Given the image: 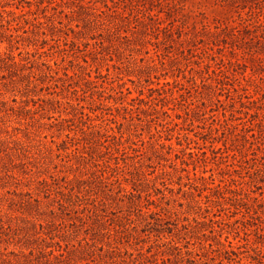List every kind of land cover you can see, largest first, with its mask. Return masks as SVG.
Instances as JSON below:
<instances>
[{
    "label": "trees",
    "instance_id": "1",
    "mask_svg": "<svg viewBox=\"0 0 264 264\" xmlns=\"http://www.w3.org/2000/svg\"><path fill=\"white\" fill-rule=\"evenodd\" d=\"M204 1L210 2L211 0L194 2L199 9L198 13L206 17L202 9ZM215 1L217 3L222 1L225 4L221 10V18L214 19L219 26L215 24L214 27L209 22L200 21L209 36L216 39V41H211L212 45H208L205 53L212 55L216 50L214 47L220 46L218 43L220 33L213 31V28L230 29L236 31L234 32L236 37L252 40L257 38L255 35L257 28L260 27L264 31V21L260 16L254 17L255 11L252 9L244 15L239 10L243 7H236L234 1ZM98 2L105 9L97 8ZM111 2L113 3L112 6L106 0H0V174L15 178L17 172L16 178L23 176L27 180L24 182L21 180V183L15 187L23 186L29 189L21 192H18L17 189L7 191L5 197L0 194V237L5 236L4 241L8 245L13 244L20 247L18 254L11 253V255H22L27 259L36 253L39 255L47 254L55 258V260L49 261L50 263H56L59 258H62L63 261L70 263L74 261L75 264H90L93 261L91 257L83 255H91L90 252L93 251L96 240L103 242V239L94 236L84 237L73 244H71L72 239L71 241L61 239L65 243L63 246L61 240L57 241L56 239L62 238L61 236L67 238L73 236L69 230H66L64 223H47L45 226L36 220L38 215L45 216L43 218L46 219L58 216L49 204L46 206L48 211L40 212L42 204L40 194L44 198H50L51 195H54L62 207H66L65 205L68 204L76 213L81 214V216L77 215L78 218L91 219L92 214L97 210L96 201L92 199L94 203L86 202L89 201L92 194L88 198H85V195L94 191V187L97 186L94 183L98 181L103 185V189L100 190L102 192L100 200L104 201V205L117 207L120 209L119 212L124 207L128 208L127 213L124 214L123 212L116 216L117 220L113 233L108 234L109 238H114L115 243L121 244L122 239L126 236L128 241L139 240L137 239L139 236L131 233L133 222L138 220L139 223H142V219L139 217L138 219L132 217L137 212L140 213V216L145 217L146 225L151 224L148 217L161 212V210L171 213L177 218L189 214L192 219L190 220L185 215L187 223H183L182 228L178 231L183 229L185 235L194 236L204 231L198 225L207 223L205 220L199 219L200 211L209 214V216L203 215L202 218L214 223L210 214L219 216L215 215L214 207L221 206L222 210H230L231 208L224 206L231 205L234 209L244 208V211H239L242 213L243 219L225 224L233 228L236 223L244 222L242 224L245 227L246 236L243 238L235 236L234 240L240 239L234 244L232 240H229V236H226L223 241L221 239L222 233L219 234V238L214 235L212 237L215 240L214 243L209 242L207 244L209 249L202 254L207 255V259L227 258L230 262L235 260L232 258L234 255L238 258L236 260L238 264H251L250 262L243 263V258L239 257L242 255L240 249L248 247L254 252V254L248 255H264V229L255 227V238H251V233L246 232L247 224H245L246 222L249 224V217L252 218L251 209L264 206L263 192L260 196H255L252 189L245 188V185H251L250 182H244L243 178L236 179L230 172L227 178L220 180V183H216V179L213 178V182L206 184L207 178L198 174L194 163H191L194 165L193 178H191V170L188 168L190 163L181 157V154L184 156L187 154L185 149L183 147L175 148L171 143L167 144V140H170L169 136L174 132L170 125L173 123L174 126L182 128L180 130L183 132H178L176 135L179 146H183L180 140L193 141L196 144H199V139L203 140L204 144L207 141L204 135H195L198 139H193L189 135V130L181 127V124H185L187 121H183V116L180 113H176L175 116L182 120L181 122L172 119L166 124L159 123L162 129H156L155 134H153L156 135L154 140H141L144 143L142 148L135 143L133 137L136 134L132 132H137L138 127L144 128L148 123L147 119L140 114L145 117L153 113L158 114L165 107H169V102L174 103V105L180 104L179 98L186 102L187 105H185L183 113L189 118L192 113L199 109V105L193 101V93L189 96L192 98L191 101L188 102L182 91L192 89L195 95L197 94L195 97L200 98L198 101L205 105L204 99L206 97H204L201 89L204 86L213 87L227 91L228 101L233 109L239 103L241 108H248L252 111L247 103L262 102L264 104V93L260 91L261 86L256 84L251 76L245 77V83L237 78L234 68L242 66V63L236 58V54L233 55L234 57L222 55L220 66L216 68L210 61L205 60L194 63L197 67H191L190 62H187L189 58L186 54L189 53V49L184 47V40L182 39L184 32L180 25L175 26L171 22L165 24L158 14L149 15L151 22L144 20L145 15H138L142 11L141 8L147 9L153 2L160 5L166 4L169 8L175 9L177 6L175 0H111ZM116 8L122 10L120 11L121 15L126 12L125 8H129L131 17L136 13L133 15V20L141 24V30L133 33L129 28L123 31L126 34L131 32L133 51L140 52V48L145 49L149 57L139 61L132 55L133 62H128V64L118 59L120 64H107L106 74H103L101 67L97 64L98 61L91 63L88 57L92 60L98 59L96 56L102 54L101 52L107 46V42L111 43L110 37L106 39L102 33L96 35L98 29L95 26L97 23L107 21L106 24L103 22L107 26L105 29L107 36H111L112 33L119 30L120 22L114 19V12H118L115 10ZM258 9L264 11V5L260 4ZM192 13L193 11L181 13L182 23L185 24L192 20L193 25L196 26V23L199 22ZM235 13L237 14L236 18L234 17ZM63 16H66L68 25L64 23ZM169 16L172 15L169 14ZM127 19L130 21L129 16ZM73 22L74 26L71 24ZM62 27L66 29L61 30ZM59 29L64 35H58L57 30ZM174 34L178 36L174 38ZM141 35H145L144 37L151 36V38L146 41L141 39ZM194 36L198 43H205L204 38L200 37L199 33H195ZM260 37L264 38V33H261ZM124 38L129 40L128 35H125ZM90 40H94V42L92 43ZM51 41L59 43L53 46ZM222 41L229 44L226 38H223ZM172 42H174L172 45L176 48V52L169 55L168 52L170 51H167V48H171ZM148 45L153 47V56H150L151 52ZM136 46L141 47L135 49ZM99 48L101 49L99 50ZM230 48L235 50L232 46ZM220 50L217 48V51ZM76 51H82V57L75 55ZM164 51L167 53L164 54ZM190 54H193V50ZM255 54L257 57L250 58V60L256 58V61L262 63V58L257 52ZM196 56L198 54L192 55V57ZM52 60H54L53 63H51ZM176 60L186 62L183 66L176 67L179 75L172 82H157L155 87L150 86L152 83L146 87L142 85L147 78L149 79L146 82H150L152 76L160 79L159 77L163 72H167L175 66ZM130 63L132 64L129 66ZM111 68L116 70L114 75L111 74ZM123 68L126 71H123ZM199 72L205 76L197 77L196 74ZM93 73H95L96 79H93ZM132 76L135 80L131 78ZM103 77L110 79L107 87L103 83H99V79ZM128 81L140 87L137 96L130 98V102H128L124 91ZM233 81H236V86ZM250 82L254 83L253 89ZM82 85H85L87 89L82 88ZM37 88L39 92L47 91V93H42L41 96ZM126 90L131 94L129 87H126ZM86 94H89L91 99V107L82 104ZM259 94L261 95L260 98L258 97ZM81 95L84 96L81 97ZM218 101L223 103V101ZM87 108L88 111L86 112ZM58 109H62V111H57L59 115L56 118L50 115L51 112ZM170 109L174 110L173 108ZM234 111H231L230 118L234 117ZM250 111H246L245 114L255 118L259 117L258 111L253 113ZM62 112L65 115H62ZM37 115L39 116L37 117ZM223 116L224 126L219 123L224 128L222 130L225 137L223 149L226 152L230 150L228 142L239 146L235 150L232 149L233 152L238 151L240 157L238 158L236 153L232 155L237 162L239 160L241 163L235 166L245 167L242 166L243 163L247 169L251 167V162L255 161L256 158L249 157L245 145L250 141L248 136L243 133L252 130L255 124L261 125V122L244 121L242 122V132L239 133L236 125L228 123L229 116L226 112ZM168 117L171 116L168 114ZM45 118L50 120V123H42L41 121ZM70 123L78 128L80 133L78 139L83 141V148H90L94 152V154L89 153L90 158L88 163L86 162L87 166L79 160L73 163H68L69 160L66 162L61 160L55 163L53 157L47 153L50 147H43L44 144H41L42 138H47L48 135L55 137L54 132L52 130L50 132V128L55 129V132L65 131ZM45 125H49V127H45ZM261 126L263 127V125ZM75 135L77 137V133ZM66 137L71 136L67 134ZM67 143L65 139L60 140L57 143L58 150L69 154L70 148ZM251 144L253 145V142ZM198 149L199 151L191 154L192 157L200 160L201 156H204L207 159L206 152L202 151V148ZM215 149V147L212 148L213 154ZM79 150L77 147L73 151L78 152ZM165 150L166 152H164ZM254 150H256L254 156L258 155V151L262 152L260 145H256ZM137 153L140 154L136 155ZM130 158L132 160L128 161ZM48 159L49 162H47ZM163 161H170L169 167L173 172L166 170V164ZM152 164L156 166H152ZM252 166L255 171L262 168V164L257 162H254ZM157 167L159 170L155 169ZM234 171L237 173L238 170L235 168ZM27 174L31 176L28 178L26 177ZM35 177L36 179H34ZM173 177L176 178V181L172 179ZM184 179L186 180L184 181ZM60 180H64L66 184H59ZM198 181L202 183L198 184ZM175 184L178 185L176 189L174 188ZM194 191H197L196 195ZM94 195H97V192ZM197 196L199 199L196 198ZM181 199L185 200L186 203L179 202V206L184 207L186 204L188 210L183 208L177 210L171 205V201H180ZM132 208L134 210H131ZM210 228L211 234L217 232L212 224ZM237 228L238 226L234 229ZM143 232L151 233L146 229ZM203 235L206 236V233ZM89 239L92 240V243L88 242ZM209 240L207 237L204 241L208 242ZM169 244V251H159L163 262L177 258L183 261L182 248L173 239L170 240ZM206 247L204 244L202 245L203 249ZM100 248L101 250L104 249L103 246ZM24 249L28 250V253ZM246 252L248 253V250ZM186 254L201 255L194 250L186 251ZM142 256H144L143 260L146 261L149 258L145 255ZM184 260L191 264L195 262L191 258ZM122 261L127 264H136L132 255ZM2 263L12 264L9 260L2 261ZM139 264L146 263L143 261Z\"/></svg>",
    "mask_w": 264,
    "mask_h": 264
},
{
    "label": "rangeland",
    "instance_id": "2",
    "mask_svg": "<svg viewBox=\"0 0 264 264\" xmlns=\"http://www.w3.org/2000/svg\"><path fill=\"white\" fill-rule=\"evenodd\" d=\"M106 1L110 6H112L113 3L111 2V0H106ZM175 1L177 5L175 9L169 8L166 4L160 5L157 2H153V4L147 7V9L141 8L142 11L138 15L139 16L145 15L143 17L145 18L144 20L147 22H151L149 15L158 14L159 17H161L164 20L165 24H168L171 22L175 26L180 25L181 30L184 32L182 34V39L184 40V47L187 50L189 49V53H186V54H187V58H189L187 62H190L189 65L191 67L192 66L197 67L196 64L194 63L202 62L203 60H205V61H210V63L216 68L220 66V57L222 55H226L228 57H234L233 55L236 54V58H238L240 62L242 63V66H237L234 68V73L236 74L237 78H239L243 83H245L244 81L245 77L251 76L252 77L251 79H254L256 84H259L261 86V90H260L261 93H264V38L260 37V34L264 33V31L260 27L257 28L255 30V35L257 38L252 40L249 38L242 39L241 37H236L234 33L236 31H232L230 29L213 28L212 29L213 31L220 33V37L218 41L220 46L219 47L215 46L214 47L216 49L215 53H212V55H209L208 53H205L206 51L205 49L209 47L208 45H212L211 41H216V39L215 37L209 36V34L203 28L200 21H203V22L205 21L206 23L209 22L211 26H214V27H215V24L219 26L218 23H215L216 21L214 19L221 18V15H222L221 10L223 9V5H225L224 2L220 1L219 3H217V1L215 0L214 1L211 0L210 2L204 1L202 5V9L206 15V17H204L203 15L198 13L199 9L195 6L194 1H198V0H186V1L175 0ZM229 1H234L235 6L236 7L238 6V8L243 7L242 9H239V10L242 13H244V15L247 11L252 9L253 11H255L254 17L260 16L262 20L264 21V11H260L258 9L260 4L264 5V0H229ZM96 5H97L96 6L97 8L101 7L102 9H105L100 2H98ZM125 9H126V12L122 15L120 13V11H122L121 9L116 8L115 10H117L118 12H114V17H115L114 19L120 22V28H119L120 31L118 30L112 33L111 36H107V33L105 32V29L107 28L105 24L107 23V21H103L105 24H103V22H99L95 26L98 29L96 32V35H99L102 33V35L106 37V39L110 37V40H111V43L107 42V46L103 48L102 52L100 51L102 54H99L96 56L98 57V59L92 60L90 57H88L91 63L93 61H96V62L98 61L97 64L101 67L103 74H106V69H107L106 67L108 66L107 64H120L118 59H121L122 62H125L128 64V62H133L132 57H131L132 55L138 58L139 61L141 59H147L149 57V54L146 52L147 50L140 48L141 46L135 47V49L140 48V52H137V51L135 52V50L133 51L134 46L133 44H131L133 36H131V32H128L126 34L123 30L130 28L134 33L135 31L141 30L142 26L141 24H139V22H136V21L134 22L133 20L134 19L133 15L136 13H134L131 17L129 15V8H125ZM190 11H193L192 14H194V16L198 19L199 23H196V26L193 25L194 22L192 20H190L188 23H185V24L182 23L181 13H187ZM169 14L172 16H169ZM236 15L237 14L235 13L234 14L235 18L237 17ZM128 16L130 17V21L127 19ZM63 20H64V23L68 25L66 16H63ZM71 24L72 26H74V22ZM133 27H136V28H133ZM62 29L65 30L66 28L62 27L61 30ZM57 33L58 35H64L63 32L60 31V29L57 30ZM195 33H199L200 37L204 38L205 43H198V41H196V37L194 36ZM125 35L129 36L130 41L124 38ZM134 36H136V34H134ZM144 36L141 35L140 37L141 39H144L146 41L151 38V36H147V37H144ZM177 36H178L177 34H174V38H176ZM223 38H226L229 44L223 43L222 41ZM99 39L101 38L99 37ZM90 42L93 43L94 40H90ZM50 43L53 46H56L59 42L51 41ZM60 44H62L61 41H60ZM172 44L174 45V42L171 43V48H167V51H170L168 52L169 55H172L176 52V48H174ZM231 46L234 47L235 50H233V48H230ZM81 48L84 49V47H81ZM217 48L221 50L217 51ZM100 49L101 48H99V50ZM148 49L151 52L150 56H153L154 55L153 47L148 45ZM200 49H204V50L201 51ZM192 50H193V54H190ZM167 51H164V54H166ZM235 52H238V53H235ZM256 52L262 58L263 60L262 63H260L259 61H256V58L255 60H250V58H253L256 56L255 54ZM194 54H198V56L192 57V55ZM75 55H77L78 57H82L83 52L76 51ZM53 62L54 60L51 61V63ZM185 62L176 60L175 66L172 69H169L167 72H163L161 76L159 75L160 79H156L154 76H152L151 79L149 80L150 82H146L149 79L147 78V80L143 81L142 85L146 87L152 83L150 86L155 87L157 82H161V83L166 82V81L172 82L173 79H175L176 76L179 75L176 67L183 66ZM131 64L132 63H130L129 66ZM179 64H182V65H179ZM75 68L78 69L77 67ZM122 70L126 71L125 68H123ZM110 71H111V74L113 75L116 73V70L113 68H111ZM196 75L197 77L205 76V74L200 73V72ZM94 76H95V73L92 74V77L93 79H96ZM131 78L135 80L133 76ZM125 81H127V78H125ZM109 82H110V79L107 77H103L99 79V83H103L104 85H106V87L108 86L107 83ZM250 83H251V88L253 89L254 83L252 82ZM233 84L236 86V81H233ZM126 87L130 88L131 94L127 92ZM126 87L124 88V91L127 95L128 102H130V98L137 96L140 87L132 84L129 81L127 82ZM82 88L87 89L85 85H82ZM201 90L203 91L205 95L204 97H206L204 99L205 105H203L200 101H198V99L200 98L195 97L197 94L195 95L192 89H189L187 91H182V93H184L185 99L188 102L191 101L192 98L189 96L193 93L194 94L193 101L197 102V104L199 105V109H197L194 113H192L189 118L183 113V109L185 108V105L187 104L186 102L182 101V98L178 99L181 101L180 104L174 105V103L169 102L168 104L169 107L168 106L165 107L163 111H161L158 114L153 113L147 117L140 114V116L147 119L148 123H146L147 125L144 128L138 127L137 132H134V131L132 132L136 134L133 137L135 143H137L138 146L142 148L144 146V143H142L141 140H144V141H147L148 139L150 141L154 140V137H156V135H153V134H155L156 129L158 130L162 129L159 123L166 124L170 122L172 119H174L177 122L179 121L181 122L182 120L177 119L175 116L176 113H180L183 116V121L184 120L187 121L185 124H181V127L187 128L189 130V135L193 139H198L195 135H198V136L204 135V138L207 141V143L204 144L203 140L199 139L198 140L199 144H196L193 141L186 142L185 140H180V143H182L183 146H179L177 144L178 138L176 135L178 132H183L182 130H180L182 128L174 126L173 123L170 125V127L173 128L174 132L172 133L171 136H169L170 140H167V144L171 143L175 148L183 147L185 149L187 154L185 156L181 154V157H184V159L188 163H190L188 168L189 170H191V175H190L191 178H193L192 173H193L194 165H196L198 174L204 175L207 178L206 184H210L211 182H213V178L216 179L215 180L216 183H220V180L227 178L230 172V174H233L236 177V179L243 178L244 182H250L251 185L249 186V184H247L245 185V188L252 189L254 191L253 193L255 196H260L261 192H263V195H264V115H263L264 114V104L262 102L247 103L248 104L247 106L252 110L250 111L248 110V108H241L240 104L237 103L235 108L233 109L229 104V101H228L229 98L227 95V91H221L218 89H214L213 87L211 88L209 86H204ZM37 91L41 96H42V93H47V91L39 92L38 88H37ZM145 92L147 93V90H145ZM176 94H177L176 96H178V93ZM48 96L51 97L50 95ZM82 96L84 95H81V97ZM85 96L86 98L85 100H83L82 104L85 105L86 107H91V104H90L91 99L89 97V94H86ZM260 96L261 95L259 94L258 97L260 98ZM218 100L223 101V103L219 102ZM170 108H173L174 110H171ZM233 110H235L234 117L230 118V113L231 111L233 112ZM241 110L243 112H240ZM57 111L61 112L62 109L55 110L56 113L51 112L50 115L56 118L59 115ZM85 111L87 112L88 108ZM246 111H250L251 113H253L254 111H258L259 117L255 118L250 115H246L245 114ZM225 112L227 116H229L228 123L236 125V127H238L237 130L239 133L242 132L241 130L242 122L244 121L246 122L249 121L253 123L260 121L261 125H263L262 127L260 124L259 125L255 124L252 130H248V131H245V133H243L248 136L249 141H250V143H246L245 145L248 150L249 157L256 158L255 161L251 162V167H248L247 169L245 168L246 165L243 163H242V166H245V167L235 166L236 164L240 165L241 163H239V160L237 162V160H235L232 155L236 153L238 155V158L240 157H239L238 151L233 152L232 149L235 150L239 148V146L232 145L231 142H228V146L230 150H227L226 152V150L223 149V142L225 141L224 140L225 137L222 134L223 132L222 130L224 128L219 123H222L224 126L225 123H224L223 115ZM168 114L171 117H168ZM62 115H65V114H63L62 112ZM38 116L39 115H37V117ZM190 119H192V121H190ZM41 122L50 123V120L45 118ZM45 127H49V125H45ZM51 130L54 132L55 137L53 138L51 137V135H48L47 138H42L43 140L41 144H44L43 147L44 146L50 147L51 150L49 149L47 153H49L53 157V160L55 163L61 160H64L62 162H66L69 160L70 162L68 163H73L76 160L77 161L79 160L81 163H83V165L85 166L88 165L86 164V162L88 163V159L90 158L89 153L94 154V152L90 148H85V149L83 148L84 143L81 139H78L80 136V133L78 131V128H76L74 124L70 123V126L66 128L65 131L55 132L54 131L55 129L50 128V132ZM75 133H77V137ZM67 134H69V136L71 137L67 138L66 137ZM62 139H65L68 142L67 144H68V147L70 148L69 154H65L62 150H58L57 143L60 142V140ZM251 142H253V145L251 144ZM198 145L200 146L198 147ZM256 145L261 146L262 152L258 151L257 152L258 155L254 156V152H256L254 148ZM77 147H79L80 150L78 152L73 151ZM213 147L216 148L214 154L212 153ZM198 148H202V151L206 152L207 157H208L207 159H205L204 156H201L200 160L199 159L197 160L196 157H192L191 154H193V152L199 151ZM218 148H221V149H218ZM164 152H166V150ZM139 154L140 153H137L136 155H139ZM130 160H132V158H130L128 161ZM47 162H49V159L47 160ZM254 162H257L258 164L259 163L262 164V168H259L258 170L255 171V168L252 166ZM163 163L166 164V170L173 172V170L169 167L170 161H163ZM191 163H194V165ZM152 166H156V165L152 164ZM234 166L238 170L237 173H235L234 171L235 169ZM155 169L159 170V167ZM155 169H153V171H155ZM15 175L18 176L17 172ZM16 176L15 178H12L10 176L0 174V187H1L0 194L1 196L5 197L7 191H13L15 189H17L18 192L29 190L28 187H23V186H20L18 188L15 187V185H18L19 183H21V180L22 182L27 180L23 176H20L17 178ZM30 176H31L30 174L26 175V177L28 178ZM149 177L152 178V176H149ZM34 179H36V177ZM48 179L51 180L50 178ZM172 179L176 181V178L173 177ZM185 180L186 179H184V181ZM203 182L205 183V181ZM200 183L202 182L198 181V184ZM59 184L65 185L66 183L64 180H60ZM94 184L97 185L96 187H94V191L90 190L91 192L85 195V198H88L89 195L92 194V196L89 197V201H86V202L94 203L92 199L93 200L95 199L96 201L95 204L97 206V210H95L94 214H92L91 219L88 220L87 218L85 219L78 218L77 215L81 216V214L76 213L72 209V207L68 206V204L65 205L66 207H62L60 205V201L55 199L54 195H51L50 198H44L43 195L40 194V197H41L40 199L42 200L40 212L48 211V208L46 206L49 204L50 207L56 211L58 216L56 218L54 217V218L46 219V218H43L45 216L38 215L37 220H36V222L44 224L45 226L47 223H50V224L55 223V222L56 224L64 223L66 226V230H69L71 232V235L73 236L68 237V238L65 236H61L62 238L60 239L57 238L56 239L57 241H60L61 239L71 241L72 239L71 244H73V243H76L77 240H81L84 237L94 236L98 239H101V240L103 239V242L96 240V243L94 244L95 247L93 248V251L90 252L91 255H83V256L91 257V260L93 261L90 262V264H127L122 260L128 259L129 255H132L134 257V259L136 260V264H139L140 262H143V261H145L146 264H156V263L157 264H191L190 262H187L186 260H184L186 258L187 259L191 258L192 260H194L195 261L194 264H238L236 262L238 258L237 256H234V255H232V258H234L235 260L230 262V260L227 258H218L216 260L207 259L206 258L207 255H204L202 253L206 252V250L209 249L207 245L209 242L214 243L215 240L212 239L214 235L216 238H219V234L222 233L221 239L223 241L225 240L226 236H229V240H232L234 244L237 243V241L240 238H243L246 236L245 227L242 224L244 222L236 223L233 228L225 224L226 222L233 223L237 219H243L242 213H240L239 211H244V208L234 209L233 206L231 205H225L224 207L231 208V209L222 210L223 208L221 206H216L214 207L213 210H214L215 215H219V216H214L213 213L210 214V217L213 218L214 223H211L208 219L202 218L203 215L209 216V214L204 211H200L199 219H201V221L205 220L207 223L198 225V227L202 228L204 231L202 233H197V235H194V236L185 235V230L183 229L178 231V229L182 228L181 225L183 223H187L185 215L189 217L190 220L192 219V216L189 214L181 215L179 218H177V216H174L171 213L161 210V212H157V214L149 216L148 221H150L151 224L146 225L145 217H143L142 215L140 216L139 215L140 213L137 212L132 217H134V219H138L139 217L140 219H142L141 220L142 223H139L138 220L133 222L132 224L133 228L131 230V233L139 236V238H137L139 240L132 239L128 241V238L126 236L125 238L122 239L121 241L122 243L118 244L114 242V238H109L108 234L113 233V230L115 228L114 227L115 221L117 220L116 216L121 215V213L123 212L124 214L127 213L126 210H128V208L124 207L122 211L119 212L120 209L117 207H108L107 205H104V201L100 200V197L102 195V192L100 190L103 189V185L98 181H96ZM170 187H172V185H170ZM177 187L178 185L175 184L174 188L176 189ZM95 192H97V195H94ZM194 194L196 195L197 191H194ZM196 198L199 199L198 196ZM202 201H204L203 198H202ZM179 202L186 203L185 200L181 199L180 201H171V205H173L177 210L181 208H183L184 210L189 209L186 204H184V207L179 206ZM4 204L6 203L4 202ZM0 206H1V202H0ZM152 209L155 210L154 207H152ZM131 210H134V208H132ZM250 213L252 214L251 215L252 218L249 217V220H250L249 224L245 220L243 221H245L246 222L245 224H247L246 232L251 233V236H250L251 238H255V235H254L255 227L258 226L259 228L264 229V206H262L261 208L254 207V209H251ZM211 224L217 230V232H215L214 234L210 233ZM251 225H256V226H251ZM236 226H238V228L234 229ZM47 228H49L48 225H47ZM145 229L151 231V233L150 234L149 233L147 234V232L144 233L143 230ZM177 233H180V234L177 235ZM203 233H206V236L203 235ZM235 236L240 237V238H237L234 240ZM207 237L210 240L208 242H205L204 240L207 239ZM4 238L5 236L0 237V264H3L2 261H8V260L11 261L12 264H20V263L21 264H40V263H43V264H75L74 261L70 263L69 261H63L62 258H59V260L56 261V263H52V262L50 263L49 261L55 260V258L47 254L39 255L36 253L34 254L33 257L29 256L27 259L24 258L22 255H11V253L18 254L20 247L15 246L13 244L8 245V243L4 241ZM172 239L174 240V242L177 243V245L180 248H182V252H183L182 256L184 257L183 261L177 258V259H171L170 261L165 260L163 262L162 256L159 253V251H169L170 250L169 242ZM63 240H61L60 242L62 243L63 246H65V243ZM88 242L92 243V240L89 239ZM203 244L207 246L205 249L202 248ZM102 246L104 248L103 250H101L100 248ZM24 250L26 253H28V250L26 249ZM192 250L196 251L198 254L200 253L201 255L186 254V251H192ZM247 250H248V253L246 252ZM240 251L242 252V255H239V257L243 258V263L250 262L251 264H264V255H248V254H254V252L248 247H242ZM1 254H7V255H1ZM263 254H264V251H263ZM142 255L149 257L147 261L143 260L144 256ZM83 263H85V261H83ZM5 264H8V263H5Z\"/></svg>",
    "mask_w": 264,
    "mask_h": 264
}]
</instances>
